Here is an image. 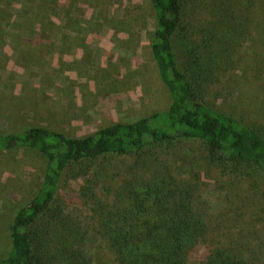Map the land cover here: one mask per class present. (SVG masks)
Listing matches in <instances>:
<instances>
[{
	"label": "rangeland",
	"instance_id": "obj_1",
	"mask_svg": "<svg viewBox=\"0 0 264 264\" xmlns=\"http://www.w3.org/2000/svg\"><path fill=\"white\" fill-rule=\"evenodd\" d=\"M214 2L191 10L195 32L205 25L231 38L214 47L222 63L217 78L204 86L205 99L264 136V0L249 1L248 18L244 6L236 5L232 21L212 15ZM154 28L152 0H0V132L43 127L82 138L165 109L167 93L151 53ZM198 36L189 39L187 52V44L175 43L180 64L197 50ZM203 154L199 144L185 141L169 162L176 176L192 175L215 190L202 196L219 227L211 240L264 248V223L252 218L264 182L256 194L251 182L222 174ZM126 165L111 159L108 170L118 175ZM45 169V160L31 151L0 152V261L11 248L13 219L37 193ZM99 175L98 194L114 183L112 174ZM84 186L83 178L64 177L58 196L66 213L91 222L92 204L80 196ZM91 252L93 264H111L103 247L96 244ZM200 258L193 255L192 264Z\"/></svg>",
	"mask_w": 264,
	"mask_h": 264
},
{
	"label": "trees",
	"instance_id": "obj_2",
	"mask_svg": "<svg viewBox=\"0 0 264 264\" xmlns=\"http://www.w3.org/2000/svg\"><path fill=\"white\" fill-rule=\"evenodd\" d=\"M206 1L152 0L151 53L167 93L165 109L82 138L43 127L0 132V152L27 150L46 163L40 188L13 219L11 248L0 264H93L96 244L108 251L111 264H192L193 255L201 256L197 264H264L263 247L223 246L211 240L219 227L213 226L202 196L215 190L192 175L176 176L169 162L175 148L190 141L203 148L209 166L251 182L254 193L264 182L261 131L218 112L205 99V85L217 78L222 63L214 47L231 40L228 32H212L205 25L195 32L192 5ZM249 1L216 0L212 15L232 21L240 4L248 18ZM197 34L196 52L190 50L180 64L175 43L187 44V52L189 39ZM111 159L127 162L118 175L108 170ZM99 170L114 181L104 184L100 194L95 190L102 179ZM64 177L85 179L80 196L92 204L91 222L61 206L58 192ZM252 218L264 223V192ZM240 237L247 241L246 235Z\"/></svg>",
	"mask_w": 264,
	"mask_h": 264
}]
</instances>
